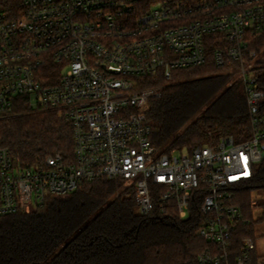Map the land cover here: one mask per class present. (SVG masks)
<instances>
[{"label":"built area","instance_id":"obj_1","mask_svg":"<svg viewBox=\"0 0 264 264\" xmlns=\"http://www.w3.org/2000/svg\"><path fill=\"white\" fill-rule=\"evenodd\" d=\"M264 33V0H177L142 6L140 0H22L19 15L0 8V119L23 107L54 113L72 130V154L31 165L0 146V217L37 211L49 196L83 182L122 180L133 187L137 213L172 207L196 222L195 236L219 250L201 264L227 256L238 223L247 228L232 189L252 179L264 161V62L247 35ZM217 35L218 66L243 84L250 136H222L191 151L165 153L150 141L149 102L161 76L207 62ZM253 209L257 203L251 202ZM247 229V230H248ZM245 264L255 241H241Z\"/></svg>","mask_w":264,"mask_h":264},{"label":"trees","instance_id":"obj_2","mask_svg":"<svg viewBox=\"0 0 264 264\" xmlns=\"http://www.w3.org/2000/svg\"><path fill=\"white\" fill-rule=\"evenodd\" d=\"M142 6L158 1L140 0ZM22 0H0V8L10 16L19 15ZM249 49L262 55L264 33L248 34ZM209 36L207 62L202 66L172 72L166 84L161 76L146 80L144 86H163L161 96L149 102L147 122L150 141L165 153L191 151L222 136L241 142L250 136L249 112L242 82L215 63L214 52L225 46ZM0 146L22 164H37L47 156L72 154L69 124L49 112L17 108L12 116L0 119ZM264 193V161L252 179L232 189V203L243 220H252L249 229L238 223L219 264H237L242 255L241 241L251 238L253 190ZM157 196L153 213L141 216L133 187L122 180L83 182L64 196H49L30 214L0 217V264H201L205 252L218 253L217 247L195 236L196 222L180 219L172 207L158 215ZM257 203L264 221V203ZM248 229V230H247ZM245 264H264L254 249Z\"/></svg>","mask_w":264,"mask_h":264},{"label":"rangeland","instance_id":"obj_3","mask_svg":"<svg viewBox=\"0 0 264 264\" xmlns=\"http://www.w3.org/2000/svg\"><path fill=\"white\" fill-rule=\"evenodd\" d=\"M262 56V55H261ZM234 76V75H233ZM235 77V76H234ZM252 200L258 203H264V193L256 189L252 192ZM254 219H256L257 224L253 221V234L255 236L256 252L261 258H264V221H260L261 210L253 209Z\"/></svg>","mask_w":264,"mask_h":264}]
</instances>
